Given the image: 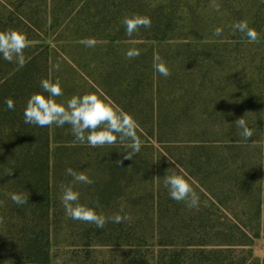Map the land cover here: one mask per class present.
Instances as JSON below:
<instances>
[{
  "label": "trees",
  "instance_id": "obj_1",
  "mask_svg": "<svg viewBox=\"0 0 264 264\" xmlns=\"http://www.w3.org/2000/svg\"><path fill=\"white\" fill-rule=\"evenodd\" d=\"M133 15L152 26L127 37L121 21ZM241 20L257 42L233 29ZM7 30L49 42L25 49L24 67L0 54V264H94L90 248L117 245L126 249L109 264L247 263L245 248L264 236V59L253 65V51L243 49L264 50V0H0V32ZM89 38L95 47L81 43ZM130 49L140 56L126 58ZM157 55L170 77L154 71ZM44 79L62 87L57 103L95 94L130 114L141 151L125 160L131 149L74 142L68 124H26L30 96L47 95ZM242 117L250 140L235 126ZM69 167L94 183L74 182ZM166 174L189 180L198 208L170 198ZM62 185L98 214L131 220L97 228L66 217L67 238L79 245L64 260ZM11 193L30 194L28 203L14 204ZM235 246L245 257L234 259Z\"/></svg>",
  "mask_w": 264,
  "mask_h": 264
},
{
  "label": "clouds",
  "instance_id": "obj_2",
  "mask_svg": "<svg viewBox=\"0 0 264 264\" xmlns=\"http://www.w3.org/2000/svg\"><path fill=\"white\" fill-rule=\"evenodd\" d=\"M212 7L215 11H220L219 4L213 3ZM121 23L125 26V35L127 37H132L141 28L147 29L152 26L151 18L141 15L125 17ZM232 27L235 31H239L243 37H246L249 43H255L259 39V33L254 28L249 27L247 20L238 21ZM222 34L223 29L220 27L215 28L213 31V35L216 37ZM81 43L87 47H95L96 45L94 38L82 40ZM31 44L32 42L22 32L15 30L0 32V54H2L4 60L16 62L20 67L25 66L24 51ZM140 54L139 49H130L126 53V58L134 59L139 57ZM55 67L56 70H59V64ZM153 69L165 78L170 77L172 74L166 63L158 55L154 57ZM40 88L47 95L37 93L30 96L23 113L26 124L42 128L53 125L63 127L68 124L71 126L74 142L87 143L93 148L120 144L126 149H131V152L123 157L125 160H132L133 156L141 151L144 141L137 135L139 124L130 114L119 107L114 108L95 94L73 96L67 101L65 106L57 103L54 99L63 95V89L58 81L53 83L48 79L41 80ZM5 103L9 110H15V102L12 99L6 100ZM235 126L241 130L238 134L244 140L251 139L254 130L247 126L243 117L235 121ZM252 143L255 144V141ZM116 163L121 164L122 161L118 160ZM13 174L14 171L11 169L6 170L7 177H11ZM66 175L71 176L73 181L77 183L88 185L94 183L83 172L77 173L70 167L66 169ZM164 186L172 200L177 203H185L189 209L199 207L200 198L185 176L166 174ZM61 191V202L65 209V215L71 220L94 224L97 228H104L109 219L117 224L131 220V217L126 213L124 215L116 214L111 218L98 214L94 208L79 202L80 193L74 191L71 185H62ZM29 195L11 193L10 199L14 204L22 206L28 203ZM120 211L123 212V208ZM3 220L4 218L0 216V223H3Z\"/></svg>",
  "mask_w": 264,
  "mask_h": 264
},
{
  "label": "rangeland",
  "instance_id": "obj_3",
  "mask_svg": "<svg viewBox=\"0 0 264 264\" xmlns=\"http://www.w3.org/2000/svg\"><path fill=\"white\" fill-rule=\"evenodd\" d=\"M48 39H45L40 35V38L38 40L33 41L32 45H46L48 43ZM77 43V42H73ZM84 50H79L78 55L80 56H86ZM245 51H253V65H256L258 63V56H263L264 59V50L262 52V47L260 48L258 45L253 44V49H243ZM67 104L66 101H64V105ZM108 146V145H107ZM66 221V215L64 214L63 217V223H62V231L60 233V237H63L65 240L63 241L64 243H60V249L63 252L64 260L66 259L67 255L64 253L66 251L71 250V249H77L78 243L73 242L71 239L67 238L68 236V228L67 224L65 223ZM240 239V238H239ZM241 241H244L243 239ZM151 243L148 244L149 247ZM96 255V259H94V264H109L111 263L110 261L115 259L116 262L120 261V259L123 256V251H125V247L123 246H108V247H92L90 248ZM152 249V248H151ZM150 249V250H151ZM233 249L235 250V253L233 254L234 259H241L242 257H245L246 253H243V250L240 249V247L235 246ZM245 249H250L251 251V257H248L247 263L246 264H261L262 259L264 258V236L260 235L258 238L254 239L250 243V247H247ZM246 251V250H245ZM243 253V254H242Z\"/></svg>",
  "mask_w": 264,
  "mask_h": 264
},
{
  "label": "crops",
  "instance_id": "obj_4",
  "mask_svg": "<svg viewBox=\"0 0 264 264\" xmlns=\"http://www.w3.org/2000/svg\"><path fill=\"white\" fill-rule=\"evenodd\" d=\"M262 88H263V97H262V111L264 113V85H262ZM264 115V114H263ZM263 236V234H260Z\"/></svg>",
  "mask_w": 264,
  "mask_h": 264
}]
</instances>
